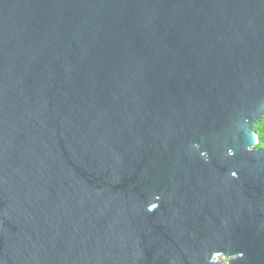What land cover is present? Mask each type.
<instances>
[{
    "label": "water",
    "instance_id": "water-1",
    "mask_svg": "<svg viewBox=\"0 0 264 264\" xmlns=\"http://www.w3.org/2000/svg\"><path fill=\"white\" fill-rule=\"evenodd\" d=\"M264 0H0V264H264Z\"/></svg>",
    "mask_w": 264,
    "mask_h": 264
},
{
    "label": "trees",
    "instance_id": "trees-1",
    "mask_svg": "<svg viewBox=\"0 0 264 264\" xmlns=\"http://www.w3.org/2000/svg\"><path fill=\"white\" fill-rule=\"evenodd\" d=\"M254 131L258 135V144L256 147H264V117L256 126H254Z\"/></svg>",
    "mask_w": 264,
    "mask_h": 264
}]
</instances>
